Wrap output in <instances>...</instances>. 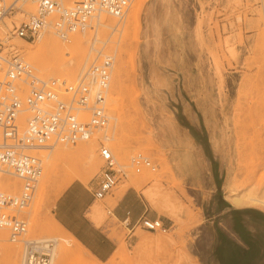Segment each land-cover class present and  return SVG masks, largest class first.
<instances>
[{"label":"rangeland","instance_id":"rangeland-1","mask_svg":"<svg viewBox=\"0 0 264 264\" xmlns=\"http://www.w3.org/2000/svg\"><path fill=\"white\" fill-rule=\"evenodd\" d=\"M27 10L32 6L26 5ZM12 19L19 22L24 15ZM97 27V38L114 52L106 95L111 121L86 141L25 151L41 160L42 171L32 200L19 212L27 223L21 238L57 237L59 245L69 249L58 264H184L188 259L199 264L202 257L193 256L192 250L201 231L216 236L211 227L216 212L226 205L244 206H233L226 195L235 191L236 196L264 198V0H132L120 23L103 15ZM92 33L74 32L60 41L48 31L33 42L13 38L11 43L40 77L71 82L93 59ZM49 36L62 43L63 51L79 42L72 76L60 74L55 64L43 68L28 57L25 49L38 48ZM39 56L40 61L53 62L46 50ZM63 57L65 62L72 54ZM25 116L19 119L21 129ZM97 139L105 141L126 173L103 199L93 201L117 222L103 228L119 241L104 262L93 259L48 219L57 220L56 200L69 185L79 182L89 191L93 187L102 164ZM53 148L68 152L69 160L57 164L44 181V155ZM85 148L91 149L90 160ZM136 153L148 157L154 170L135 173L129 158ZM7 179L10 193H18L20 181ZM67 179L71 182L65 186ZM129 188L138 201L136 214L162 220L167 232L135 227L131 234L123 229L114 210ZM134 198L129 196L124 204ZM160 204L171 208L177 220L157 207ZM260 206L257 202L237 208L257 213ZM36 219L49 224L51 232L35 231ZM0 235V264H5L3 246L16 247L19 264L21 243L9 241L6 229H0ZM140 238L152 243L139 247Z\"/></svg>","mask_w":264,"mask_h":264},{"label":"built area","instance_id":"built-area-1","mask_svg":"<svg viewBox=\"0 0 264 264\" xmlns=\"http://www.w3.org/2000/svg\"><path fill=\"white\" fill-rule=\"evenodd\" d=\"M131 1L0 0V182L7 175L20 181L16 194L10 193L12 184L8 191L0 188V229L7 230L9 241L21 243L19 264H51L50 240L21 238L27 223L19 212L32 200L42 171L41 160L25 151L48 149L58 143L74 145L107 128L111 118L106 94L114 52L107 48L106 40L97 38L96 30L103 15L120 23ZM26 5L32 6V11L27 12ZM19 14L24 15L23 20L12 19ZM86 30L93 32V59L71 82L40 77L11 43L13 38L33 42L48 31L67 41L71 33ZM24 113L27 118L21 129L19 119ZM97 140L102 164L91 190L100 189L96 192V199H100L103 184L112 185L108 194L126 173L105 141ZM102 152L105 155L101 156ZM129 167L135 173L155 168L140 153L129 158ZM135 227L151 232L169 229L162 220L144 215L132 224L131 228Z\"/></svg>","mask_w":264,"mask_h":264},{"label":"crops","instance_id":"crops-1","mask_svg":"<svg viewBox=\"0 0 264 264\" xmlns=\"http://www.w3.org/2000/svg\"><path fill=\"white\" fill-rule=\"evenodd\" d=\"M75 185L76 184L74 183L69 185L58 196L55 203L56 221L86 249V253L88 252L93 259L100 262L107 261L117 250L119 241L110 234L106 233L103 229H101L100 233L97 234L83 221L69 217L65 211L68 199L66 197V193L74 191ZM127 194V192L122 193L118 199L117 208L114 210V217H116L123 224V229H127L129 233L131 232L132 234L134 228L128 227V224H131L132 226V224L141 215H144V213L141 212L140 214H136L135 208L138 206L136 197L132 200L130 205L121 203V201H125L124 198ZM237 207L248 206L230 207L229 205H226L216 212V217L212 220L213 222L211 227L216 234L219 243L217 248L211 252L210 258H208L209 264H248L250 260L257 258V248L255 246L252 248L245 247L241 250L234 247L232 243H230L223 236V233H228L229 235L234 236L236 232L245 236V228L249 221L255 219L257 224L261 222V217L258 214L254 216L250 215V213L255 214V211ZM117 213H119V215ZM120 215L124 216V220H120ZM125 219L127 220L125 221ZM130 236V234H127L126 239H129Z\"/></svg>","mask_w":264,"mask_h":264},{"label":"bare ground","instance_id":"bare-ground-1","mask_svg":"<svg viewBox=\"0 0 264 264\" xmlns=\"http://www.w3.org/2000/svg\"><path fill=\"white\" fill-rule=\"evenodd\" d=\"M101 22H102V20H101ZM41 37H39L38 39H40ZM26 43H27V41H26ZM44 49L47 51L48 54L50 53V56H51V59L53 60V62H50V61H48V62L40 61V56L39 55L41 53H44L45 52ZM66 49L67 50L63 51L64 49L62 47V43L60 41L56 40L55 38L49 36V37L43 39V42L41 43V45L38 48H36L34 50H32L30 48L29 49H25V50L27 51L28 57L31 60L37 61L41 65V67H43V68H49L50 66H53L55 64L54 67H56V69L59 71L60 74L65 75V76L66 75L72 76V68H71V65L73 63V60H75L77 62L78 53H79L78 52L79 51V42L75 41L73 44L67 45ZM69 53L72 54L71 59H69V60H67L65 62L62 61V58H64L63 57L64 54H69ZM45 59H47V58H45ZM85 67L82 69V71L85 69ZM25 119H26V117L24 118V120ZM43 150H45V149H42V151ZM54 150H55V148L51 149V153H49L47 155H44L43 154L44 155V159H45L44 160L45 161V165H44L43 173H42V176H43V180L44 181H48L51 172L54 170V168L56 167L57 164L60 163L61 165H65L68 162V160H69V154H68V152L61 151V150L54 152ZM85 154H86V158L90 160L91 155H92L91 149L85 148ZM41 159H43V157H41ZM7 176H5L1 180V182H0V188L3 189V190H5V191H8V189L10 187L9 180L7 179ZM9 177H12V176H9ZM70 182H71V179H67L65 181V186H67V184L69 185ZM236 193L237 192H235V191H231L229 194L226 195V198L233 205L251 206V205L256 204L257 202H261V204L264 203V198L258 199L256 197L251 196V195H248V194L247 195H243V196H236ZM150 199L152 200V198H150ZM150 199H149V201L152 203V201ZM157 207H159L161 210H163L172 220L173 219L175 221L177 220L175 213L168 206L160 204ZM48 219H49V224L52 223L57 229L62 230L65 233H67L73 243H75L78 247H80L81 249H83L84 251H86V249L71 234H69L67 231H65L64 228L54 218L48 217ZM49 224L48 225L47 224H41L36 219V221H33V225L32 226H33V229L35 231H39V232H44L45 231V232H48L49 233L52 230V227H50ZM58 237H59V235H58ZM43 239H47V240H50L52 242V245L50 247L51 264H53V259L56 258V257H57V261H56L55 264L60 263L63 255H65L66 254V251L67 250L69 251V249L66 248V247H63V246L59 245L60 243H58V238L55 237V236L50 237V238H47L46 237V238H43ZM1 240H2V237L0 235V241ZM151 243H152V241H150L148 239L140 238L139 241H138V246L139 247H143V246L146 247V246H148ZM15 248L10 247V246H6V247L3 246V252H4V257H5V264H17V251L15 250Z\"/></svg>","mask_w":264,"mask_h":264},{"label":"snow or ice","instance_id":"snow-or-ice-1","mask_svg":"<svg viewBox=\"0 0 264 264\" xmlns=\"http://www.w3.org/2000/svg\"><path fill=\"white\" fill-rule=\"evenodd\" d=\"M103 155H105V153L102 152L101 156ZM106 166L107 165H105V167ZM111 187L112 185L107 183L103 184L100 199H103L104 195L107 194ZM74 189V191L66 193L68 199L65 211L69 217L83 221L97 234H99L100 230L105 228V225L110 221L112 223H117L112 221L111 212H109L107 208L102 211L99 204H93V201L96 199V192L100 189L93 188L90 192L79 182L74 186ZM127 191L128 196H125L124 200H128L129 196L134 198L135 194L132 190L129 188ZM121 203L123 204L124 201H121ZM117 214L119 215V213ZM257 214L261 217V222L257 224L255 219L249 221L245 228V236H242L239 232H236L234 236L223 233L224 238L236 248L241 250L245 247L252 248L255 246L257 248V258L250 260L248 264H264V203L261 204L257 213H250V215L253 216ZM119 218L121 221L124 220L123 215H120ZM128 227H131V224H128ZM218 243L219 240L217 236L213 235L212 232L202 230L201 235L196 241L197 247L192 250V255L202 257L201 260L198 261L199 264H209V261L203 259V257L213 252L217 248ZM184 264H197V261L188 259Z\"/></svg>","mask_w":264,"mask_h":264}]
</instances>
